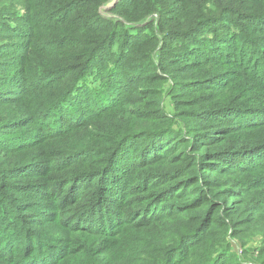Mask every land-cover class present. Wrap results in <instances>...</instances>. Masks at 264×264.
<instances>
[{
	"label": "trees",
	"instance_id": "obj_1",
	"mask_svg": "<svg viewBox=\"0 0 264 264\" xmlns=\"http://www.w3.org/2000/svg\"><path fill=\"white\" fill-rule=\"evenodd\" d=\"M109 1L0 0V264H264V0Z\"/></svg>",
	"mask_w": 264,
	"mask_h": 264
},
{
	"label": "rangeland",
	"instance_id": "obj_2",
	"mask_svg": "<svg viewBox=\"0 0 264 264\" xmlns=\"http://www.w3.org/2000/svg\"><path fill=\"white\" fill-rule=\"evenodd\" d=\"M108 10H103L102 14L103 15H108ZM168 110H169V108H168ZM259 245H260V240L257 237L251 238V239L248 240V246L251 247V248H253V250H255L256 247H258ZM232 249L240 252L241 249H242V247L237 242L236 243L233 242Z\"/></svg>",
	"mask_w": 264,
	"mask_h": 264
},
{
	"label": "water",
	"instance_id": "obj_3",
	"mask_svg": "<svg viewBox=\"0 0 264 264\" xmlns=\"http://www.w3.org/2000/svg\"><path fill=\"white\" fill-rule=\"evenodd\" d=\"M117 0H110L108 3H106L105 5H103L100 9V12L102 13L103 10H108L109 8H111L114 3L116 2Z\"/></svg>",
	"mask_w": 264,
	"mask_h": 264
}]
</instances>
